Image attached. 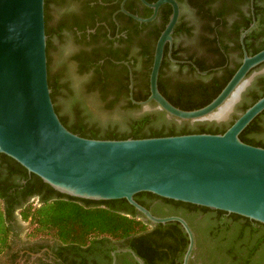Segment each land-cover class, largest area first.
<instances>
[{
    "label": "flooded vegetation",
    "instance_id": "obj_1",
    "mask_svg": "<svg viewBox=\"0 0 264 264\" xmlns=\"http://www.w3.org/2000/svg\"><path fill=\"white\" fill-rule=\"evenodd\" d=\"M158 1L43 0L46 81L49 77L53 85L49 95L54 98L52 107L57 116L64 114L69 116V122L88 127L83 112L67 113L65 108L58 112L55 105L101 101L125 107L130 102L131 116L158 112L176 128L192 130L204 122L213 126L214 133H222L233 117L237 118L255 97L264 93L262 63L249 72L254 73L251 81L229 112L230 119L221 124L166 118L152 101L147 103V110L134 104L132 101L143 102L149 95L154 50L172 7L160 4L147 22L133 17L148 19L153 15L151 6ZM172 1L178 15L170 41L162 48L156 88L173 107L194 111L209 104L240 65L239 36L250 24L253 27L242 39L246 56L264 47V0ZM262 112L256 122L262 131L254 133L250 140L259 148H264ZM23 178L0 158V200H10L7 248L0 254L2 264H137L127 251L142 264H181L188 239L174 221L146 225V232L162 241H138L131 236L76 246L48 236L28 237V223L21 221L19 213L27 204L38 205L47 192L28 187ZM139 200L154 217L185 221L193 239L187 264H264V227L257 223L159 197L145 195Z\"/></svg>",
    "mask_w": 264,
    "mask_h": 264
},
{
    "label": "water",
    "instance_id": "obj_2",
    "mask_svg": "<svg viewBox=\"0 0 264 264\" xmlns=\"http://www.w3.org/2000/svg\"><path fill=\"white\" fill-rule=\"evenodd\" d=\"M162 3H168L172 13L154 50L149 95L143 102H132L147 110V103L152 101L166 118L177 121L225 120L227 116L221 120L208 116L236 94L231 111L254 75L249 72L264 63V49L246 56L242 45L253 23L239 36L241 63L218 95L203 108L181 111L170 105L156 88L162 48L170 41L178 15L175 3L159 0L151 6V17L133 19L150 21ZM262 111L264 95L239 114L222 134L125 140L78 137L61 125L50 101L43 0H0V154L64 196L88 201L125 200L151 224L177 222L188 239L181 264H187L193 242L185 221L178 217H154L132 197L149 193L237 215L264 226V149L238 139L240 132ZM127 252L137 264H142L131 251Z\"/></svg>",
    "mask_w": 264,
    "mask_h": 264
},
{
    "label": "trees",
    "instance_id": "obj_3",
    "mask_svg": "<svg viewBox=\"0 0 264 264\" xmlns=\"http://www.w3.org/2000/svg\"><path fill=\"white\" fill-rule=\"evenodd\" d=\"M47 87L51 94L53 85L49 77H47ZM220 90H217L216 94ZM255 90L253 92L254 95L256 94ZM263 95L264 93L255 97L250 105ZM49 97L53 104V96L49 95ZM132 107L130 102L125 107H121L115 103H102L101 101H96V103L92 104H86L85 101H81V103L68 101L61 106L55 105V109L58 112H62V108H65L67 113H75V111L84 113L85 116L83 118L86 119L88 127H80L77 124L69 122V116L64 114L56 116L67 131L85 139L125 140L186 134H222L224 132L214 133L211 129L213 126H208L205 123L202 125L198 124L192 130L176 128L173 122L166 120L165 116L158 112L153 114L146 113L135 118L129 115V110ZM54 113L56 114L55 111ZM260 115L258 114L238 135V139L242 143L252 146L250 140L253 139V134L262 131L256 124L261 118ZM113 117L115 118L113 119ZM235 119L236 117H233L232 120L234 121ZM232 122L229 123V126ZM0 158L3 159L10 169H17V171L24 175L23 179L28 187H39L40 190L42 189L47 192L46 196H42L38 205L27 204L22 207L19 213L21 221L28 223L26 234L28 237L48 236L61 243L76 246H83L95 240L117 241L131 236L137 237L138 241H162L159 236L146 232V225L149 223L143 221L141 216L125 200L88 201L64 196L43 184L36 176L32 174L28 176L26 171L10 158L2 154H0ZM145 195L157 198V196L149 193H137L132 199L146 209L139 200V198ZM9 204L10 200H0V254L7 248L9 231L7 228L9 217L7 205ZM117 206L121 207L118 208ZM257 225L264 227L259 223Z\"/></svg>",
    "mask_w": 264,
    "mask_h": 264
},
{
    "label": "bare ground",
    "instance_id": "obj_4",
    "mask_svg": "<svg viewBox=\"0 0 264 264\" xmlns=\"http://www.w3.org/2000/svg\"><path fill=\"white\" fill-rule=\"evenodd\" d=\"M245 84V83H244ZM240 88V87H239ZM242 88H240L241 90ZM239 91V90H238ZM236 99V94H233L230 99L228 100V102L222 106L221 108H219L217 111H215L214 113H212L211 115L208 116L209 119H214V120H221L224 117L227 116V114L230 111L231 105L232 103L235 101Z\"/></svg>",
    "mask_w": 264,
    "mask_h": 264
},
{
    "label": "rangeland",
    "instance_id": "obj_5",
    "mask_svg": "<svg viewBox=\"0 0 264 264\" xmlns=\"http://www.w3.org/2000/svg\"><path fill=\"white\" fill-rule=\"evenodd\" d=\"M133 117H138L137 115H135V116H133ZM230 117H231V114H229V115H227V118L225 119V120H223V121H221V122H217L216 124H221V123H224V122H226V121H228L229 119H230ZM115 117H113V119H114ZM202 123H204V122H202ZM210 123H215V122H213V121H210ZM103 125H104V123H103ZM36 206V205H35ZM21 224V228H23L24 229V225L22 224V223H20ZM0 264H2L1 262H0Z\"/></svg>",
    "mask_w": 264,
    "mask_h": 264
}]
</instances>
